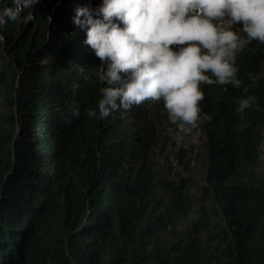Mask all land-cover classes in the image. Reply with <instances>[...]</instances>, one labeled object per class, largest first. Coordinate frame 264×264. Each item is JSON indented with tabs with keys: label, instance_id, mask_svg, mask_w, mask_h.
<instances>
[{
	"label": "trees",
	"instance_id": "16d2710c",
	"mask_svg": "<svg viewBox=\"0 0 264 264\" xmlns=\"http://www.w3.org/2000/svg\"><path fill=\"white\" fill-rule=\"evenodd\" d=\"M100 0H41L28 24L10 22L0 44V264H264V44L238 57L242 89L204 86L201 122L215 148L214 182L201 196L187 177L164 175L171 142L162 105L145 102L105 119L101 61L73 22ZM12 0H0V8ZM51 17V20L49 19ZM93 74V83L85 77ZM79 85L73 90V85ZM78 108L80 115H73ZM199 219L167 242L165 232Z\"/></svg>",
	"mask_w": 264,
	"mask_h": 264
},
{
	"label": "clouds",
	"instance_id": "9594fccd",
	"mask_svg": "<svg viewBox=\"0 0 264 264\" xmlns=\"http://www.w3.org/2000/svg\"><path fill=\"white\" fill-rule=\"evenodd\" d=\"M40 2L12 0L0 8V44L10 22L35 19L32 11L21 14ZM73 22L86 31L84 43L101 61L94 75L105 86L99 114L88 108L89 118L105 119L145 102L162 105L165 125L175 127L173 139L187 148L185 139L212 120L201 106L204 86L242 89L237 113L257 101L249 93L258 78L249 74L244 85L238 57L253 42L264 44V0H100L96 7L76 8ZM85 79L94 82L92 73ZM73 115L79 117L78 108Z\"/></svg>",
	"mask_w": 264,
	"mask_h": 264
},
{
	"label": "rangeland",
	"instance_id": "374dc122",
	"mask_svg": "<svg viewBox=\"0 0 264 264\" xmlns=\"http://www.w3.org/2000/svg\"><path fill=\"white\" fill-rule=\"evenodd\" d=\"M4 103L0 100V118L5 114ZM174 134L168 135L171 140ZM188 147L185 148L182 144L177 145L173 139L171 142H166L160 147V152L157 158L160 169L163 170L164 175L170 178L178 179L187 177L196 184L193 187L197 196L204 194L199 185L212 184L214 182V167H215V148L212 138L207 134L206 129L202 123L193 131L189 138L185 139ZM260 174L264 173V147H263V161L257 169ZM198 204L195 212L190 219L181 223L176 229L165 232V239L168 242H175L178 238L177 233L183 231L188 223H191L200 217Z\"/></svg>",
	"mask_w": 264,
	"mask_h": 264
}]
</instances>
